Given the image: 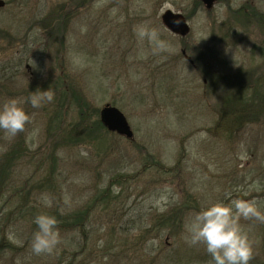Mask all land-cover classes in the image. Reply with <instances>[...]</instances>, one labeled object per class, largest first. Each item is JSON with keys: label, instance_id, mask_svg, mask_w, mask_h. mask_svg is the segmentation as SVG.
Wrapping results in <instances>:
<instances>
[{"label": "rangeland", "instance_id": "obj_1", "mask_svg": "<svg viewBox=\"0 0 264 264\" xmlns=\"http://www.w3.org/2000/svg\"><path fill=\"white\" fill-rule=\"evenodd\" d=\"M4 1L9 4L0 9V28L26 41L0 53V69L8 72L0 79V105L11 98L26 102L32 88L47 83L52 68L59 72L55 57L60 55L77 93L68 122L81 120L78 100H85L89 114L112 105L125 114L135 137L107 135L110 143L103 146L58 150L52 136L55 124L50 126L45 115L57 90L51 86L55 99L38 109L24 103L33 122L20 134L30 152L16 166L5 194L25 187V194L32 196L30 205L64 214L107 194L109 186L112 192L90 217L87 243L78 232H60L62 242L51 254L41 255L31 250V221L21 217L15 203L7 206L0 201L1 236L10 245L2 249L0 264H211L203 245L185 242L186 227L198 209L215 202L255 199L264 211V117L232 138L216 131L223 82L206 92L208 81L196 63L205 61L204 52L217 50L222 59L206 65L223 78L259 68L263 78L254 85L261 92L264 58L259 54L255 58L254 48L263 41V33L243 24L233 12L246 4L263 12L264 0H219L211 10L197 0H84L82 7L78 0ZM61 5L71 12L66 41L59 34L44 52L40 46L45 44V32L37 21ZM167 11L189 18L188 35L182 37L165 26L162 17ZM145 24L158 30L167 50L154 52L147 40L137 38L134 28ZM183 50L195 67L183 57ZM14 140H6L0 131V155ZM53 164L55 183H45ZM116 175L124 176L122 183L111 185ZM42 194L51 198L50 207L42 202ZM186 202L192 207L178 238L167 230L141 235L155 227L159 216ZM241 224L253 241L249 264H264V223L241 220Z\"/></svg>", "mask_w": 264, "mask_h": 264}, {"label": "trees", "instance_id": "obj_2", "mask_svg": "<svg viewBox=\"0 0 264 264\" xmlns=\"http://www.w3.org/2000/svg\"><path fill=\"white\" fill-rule=\"evenodd\" d=\"M78 3L82 7L84 0H78ZM197 3L201 6V2L199 0H197ZM8 4L9 3L7 2L6 6ZM65 9L64 5H61L58 8L56 6L37 21L36 25L45 32V38L43 37L45 44L40 46L44 52H47V49L50 48L54 42L56 43V40L59 38V34H61L60 37L66 41V37L64 38V36L66 35L68 25L71 22V12H65ZM233 13L236 14V16H239V18H243V20H241L243 24L245 22L251 24V20L253 18L262 24L264 22L263 13L256 10L249 4H246L243 8L236 10ZM252 15H255V17ZM49 37L50 39H48ZM28 38L29 36H27V41ZM46 38L49 42L46 41ZM23 41H19L18 38L14 37L9 31L0 28V53L9 51L10 48H17L23 43ZM27 43L28 42H26V44ZM263 43L264 41H261L260 44L256 45V50H264ZM57 52L59 53L60 49H58ZM62 59L63 57L60 55L55 57V61L59 67V72L56 67L52 68L48 74V78L46 79V81L48 80L47 83L43 82L39 85V89H46L53 86L54 90H57L56 92L58 93L55 101L50 106V111L46 110L45 112V115L48 116L50 126L55 124L54 127H56L55 133L52 135L54 137V146L60 150L87 144H97L100 146L107 143L109 144L110 142L107 135L115 134L108 132L102 124L100 116L101 111L97 110L91 114L88 113L87 103L85 100H78L80 107L79 112L81 114L80 122H68L72 106L76 102L75 99L77 97V93L64 70ZM44 64L45 63L42 64V67ZM206 64H208L207 61H204L202 65H200V63H196V66L198 70L201 71L204 80L208 81V84L205 83V91L211 93L213 91L212 89H215L216 86L218 87L220 83L223 82L220 86L223 87L224 94L221 102L219 103L220 108L218 110V120L215 123L214 129L216 131H221L224 135L232 138L234 134L240 133L242 130L247 128L248 125L260 122V118L262 116L264 117V88L260 92L258 86L254 85L256 82L255 80L259 81L260 77L263 78V76L258 74L259 68H254L252 72L242 71L239 75L231 74L223 78L214 70H210ZM22 66V64H18V67ZM204 66L207 67L206 71H203V69H205ZM252 73H255V75H252ZM6 74H8L6 70L0 69V79L6 78ZM9 79L11 80L13 77L11 76ZM56 85H59L60 89H57ZM37 88L34 87L30 90V96L32 91H36ZM256 99L261 100V102H255ZM56 148L52 150V159L53 157H56V155H54ZM29 152V144L24 136L20 134L15 138L14 142L9 145L8 151L0 155V201H4L7 206L15 203L18 210L17 212L21 214V217L25 220L29 219V221H31L33 228L32 233L37 230V226L34 222L35 218L40 214H48L56 217L58 221L57 226L60 232H78L84 238L85 243H87L86 241L88 239L85 233L87 225L90 222V217L96 207L99 206V201L103 202L106 198L108 199L111 191L110 186L109 189L105 191L107 194L98 195V197L93 198L83 207L74 212L62 214L59 213L58 210H54L52 208H43L42 210L37 205H30L32 196L31 194H25V187L16 188L14 186L15 188L11 190V194H5L6 186L8 188V183L14 177L16 166L21 161L23 156H27ZM56 161V159H53V163H56ZM160 168H162L161 165ZM55 171L56 165L53 164L45 183H55ZM163 171L165 172L167 170L163 169ZM114 177L110 183L111 185H113V183L121 184L122 179L124 178V176L121 175H116ZM42 184L43 183H39L37 186L41 187ZM191 207L192 202H186L181 205L178 204L174 206L171 208V214L169 213L167 215L163 214L159 216L156 220L157 224L155 227L145 229L144 233L141 235H148L155 232L157 234H162L167 230L170 231L172 238H178L179 235L184 232V220ZM3 230L4 229L1 228L0 225V255L2 254V249H6L10 246L9 244H6V238L3 235L1 236ZM73 255H75V253Z\"/></svg>", "mask_w": 264, "mask_h": 264}, {"label": "clouds", "instance_id": "obj_3", "mask_svg": "<svg viewBox=\"0 0 264 264\" xmlns=\"http://www.w3.org/2000/svg\"><path fill=\"white\" fill-rule=\"evenodd\" d=\"M134 32L139 40H147L153 51H165L168 45L160 39L157 29L148 25H138ZM55 99V92L37 88L26 102L16 98L6 100L0 105V131L8 141L25 132L26 126L33 122L24 103L38 109ZM42 202L50 207L52 200L42 194ZM244 221L264 223V211L255 199H231L230 202H215L195 212L188 222L185 242L189 246L203 245L211 257V264H249L253 259L254 246L249 233L241 224ZM37 230L31 240V250L36 255L51 254L62 242L55 216L40 214L35 218Z\"/></svg>", "mask_w": 264, "mask_h": 264}, {"label": "water", "instance_id": "obj_4", "mask_svg": "<svg viewBox=\"0 0 264 264\" xmlns=\"http://www.w3.org/2000/svg\"><path fill=\"white\" fill-rule=\"evenodd\" d=\"M207 10L214 8L217 0H201ZM6 6L4 0H0V9ZM162 20L165 26L174 33H179L182 37H185L190 32L189 25L185 16L180 13H173L167 11ZM186 59L191 63L193 61L186 55V52L183 51ZM101 121L104 127L111 133H115L119 136L126 137L129 140L134 139V132L129 124V121L125 114L115 106L106 105L101 110Z\"/></svg>", "mask_w": 264, "mask_h": 264}, {"label": "flooded vegetation", "instance_id": "obj_5", "mask_svg": "<svg viewBox=\"0 0 264 264\" xmlns=\"http://www.w3.org/2000/svg\"><path fill=\"white\" fill-rule=\"evenodd\" d=\"M200 2H201V6L202 7H205L204 5H203V3H202V1L201 0H199ZM219 0H217V2H218ZM252 7H254L256 10H258V11H260L259 9H257L254 5H252ZM260 12H262V11H260ZM263 13V15H264V11L262 12ZM190 16H192L191 14H189ZM253 17H255V15H252ZM186 17V16H185ZM186 20H187V22L189 23V18H187L186 17ZM251 27H253L254 28V30L257 28V30L259 31V32H261V33H263V41H264V22H263V24L262 23H260V22H257V20L255 19V18H253L252 20H251ZM262 41V42H263ZM261 43V41H259V43H257L256 45H258V44H260ZM264 44V43H263ZM256 47V46H255ZM255 49V52H254V55H255V58L257 57L256 56V54H259V56L261 57H263L264 56V50H256V48H254ZM183 51H185V50H183ZM263 51V52H262ZM183 54V53H182ZM203 56H204V60L205 61H208V62H211L212 63V61H220L221 59H222V53L221 52H218L217 50L215 51L214 50V52L213 51H208V53L207 52H204L203 53ZM258 56V57H259ZM184 57V56H183ZM259 57V58H260ZM189 64L191 65V66H194L195 67V63H190V61H189ZM213 64V63H212Z\"/></svg>", "mask_w": 264, "mask_h": 264}]
</instances>
